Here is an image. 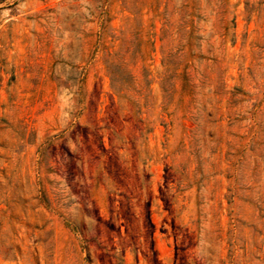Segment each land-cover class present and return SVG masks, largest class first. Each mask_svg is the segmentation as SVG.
<instances>
[{
  "label": "rangeland",
  "instance_id": "374dc122",
  "mask_svg": "<svg viewBox=\"0 0 264 264\" xmlns=\"http://www.w3.org/2000/svg\"><path fill=\"white\" fill-rule=\"evenodd\" d=\"M0 264H264V0H0Z\"/></svg>",
  "mask_w": 264,
  "mask_h": 264
}]
</instances>
